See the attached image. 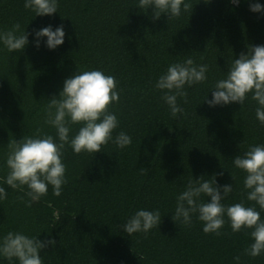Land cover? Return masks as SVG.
Segmentation results:
<instances>
[{"label": "trees", "instance_id": "16d2710c", "mask_svg": "<svg viewBox=\"0 0 264 264\" xmlns=\"http://www.w3.org/2000/svg\"><path fill=\"white\" fill-rule=\"evenodd\" d=\"M192 2L189 18L168 23L165 16L154 21L151 9L145 15L132 8L134 0H60L58 14L34 19L23 0H0V27L19 21L29 23L28 33L48 25H63L66 32L65 43L54 51L43 44L35 48L29 35L22 53L0 52V165L14 139L55 134L43 124L46 100L58 98L64 80L77 69L100 68L116 76L123 89L116 108L121 129L133 137L129 148L109 145L93 159L66 146L69 183L61 197L49 189L46 198L27 208L11 193L0 204V233L24 229L56 241L41 253L45 264H233L251 243L227 224L225 235L216 237L204 234L195 220L185 229L170 216L191 175L215 173L221 186L233 184V175L235 200L227 202L243 200V173L231 160L248 145L264 143L252 103L243 109L197 105L208 90L200 86L190 90L185 117L175 120L153 91L156 78L178 56L196 52L199 62L209 64L210 86L227 71L230 58L249 45H264V14L249 11L256 0ZM157 207L164 216L158 231L147 237H128L118 227L136 209ZM56 212L61 214L57 224ZM242 261L264 264V257L242 255Z\"/></svg>", "mask_w": 264, "mask_h": 264}, {"label": "clouds", "instance_id": "9594fccd", "mask_svg": "<svg viewBox=\"0 0 264 264\" xmlns=\"http://www.w3.org/2000/svg\"><path fill=\"white\" fill-rule=\"evenodd\" d=\"M203 2L207 4L211 0ZM243 2L249 3V0ZM193 4L192 0H134L132 8L145 15L151 9L154 21L165 16L169 23L189 18ZM23 7L33 14V19L52 17L59 13L60 0H23ZM249 11L264 14V4L256 0L249 4ZM28 24L17 21L0 27V52H6L9 57L13 53H22L29 46V35L37 49L43 44L47 50L54 51L65 43L63 25L55 29L48 25L28 33ZM194 53L178 56L181 59L169 63L152 85L153 91L160 93L170 116L175 120L184 118L183 105L189 102L190 90L206 86L208 90L197 105L204 103L211 109L239 104L243 109L252 103L257 125L264 129V45H249L238 58H230L227 71H220L210 86L209 64L199 62ZM122 93L116 76L106 74L100 68L77 69L65 79L58 98L53 96L46 100L43 116V124L54 129L55 134L27 136L19 142L14 139L8 145L0 165V173H3L0 174V204L8 201L11 193L17 194L16 198L27 208L46 198L49 189L52 196L61 197L69 183L64 155L66 146L74 155L85 153L92 159L97 153L105 152L109 145L119 151L129 148L133 137L121 129L120 114L116 110ZM209 93L211 99H208ZM231 164L243 173V200L227 202L230 198L235 200L233 175L229 174L234 183L222 186L215 173L201 175L198 179L191 175L175 197L171 219L185 229H191L195 220L202 225L204 234L216 237L225 235L223 230L227 224L232 234L243 232L251 240L243 256L264 257V143L248 145L231 160ZM140 172L146 174L143 169ZM162 216L158 207L138 208L118 227L128 237H147L153 230L158 231ZM60 219L61 214L54 213L55 224ZM40 234L31 235L24 229L0 233V264H45L46 255L41 256V253L54 247L56 241L51 238L41 240ZM242 255L234 256L233 264H243Z\"/></svg>", "mask_w": 264, "mask_h": 264}]
</instances>
